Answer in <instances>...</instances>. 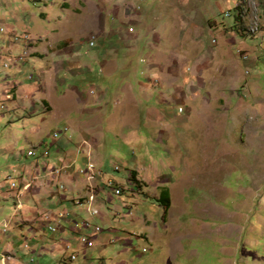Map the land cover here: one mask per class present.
I'll return each mask as SVG.
<instances>
[{
  "label": "rangeland",
  "instance_id": "rangeland-1",
  "mask_svg": "<svg viewBox=\"0 0 264 264\" xmlns=\"http://www.w3.org/2000/svg\"><path fill=\"white\" fill-rule=\"evenodd\" d=\"M48 80L105 89L103 112L56 97L50 112L35 96ZM77 115L70 128L88 137L62 149L96 195L81 205L59 177L67 161L49 174ZM0 173V264H264V0H0ZM71 219L91 226L73 232Z\"/></svg>",
  "mask_w": 264,
  "mask_h": 264
},
{
  "label": "crops",
  "instance_id": "crops-1",
  "mask_svg": "<svg viewBox=\"0 0 264 264\" xmlns=\"http://www.w3.org/2000/svg\"><path fill=\"white\" fill-rule=\"evenodd\" d=\"M34 58V57H33ZM93 62H96L97 63V61H96V59L93 61ZM111 62H115L114 60H106V61H103L102 63H103V65H101V61L100 60H98V63H100V65H101V67H102V69L104 68V69H107L108 67H110V64H111ZM37 64V63H36ZM40 72V71H39ZM79 74V73H78ZM48 76V75H47ZM54 80V79H53ZM146 84V82H140V86H142V84ZM48 85L52 88L51 89V91L50 92H48L47 91V88H48ZM146 85H148V84H146ZM54 88H56V86H54L53 84H52V82H51V80H48L47 82H46V84H45V86L42 88V89H38L35 93H36V97H38V99L40 100V101H43V102H45V103H47L48 104V106L50 107L49 109V111L50 112H52L53 110H54V105L52 104V102H51V100H50V97H56L57 99H59V100H61L62 101V103L63 104H65V103H68V102H71L72 104L73 103H75V101L74 100H77L78 101V104L80 105V99H82V103H84L83 104V110L82 111H84V110H88V109H94V110H97V109H99V110H101L102 109V104H103V102H104V97H105V95H106V90L105 89H101L100 90V94L99 95H97L95 98L94 97H92V95L93 94H97L95 91H93L92 89H90L89 90V92H87V93H84V92H81L80 90H79V87H75V86H68L63 92H59L58 91V93H57V90H59L58 88L57 89H54ZM132 91V90H131ZM133 92V91H132ZM131 92H130V90H127V94H130ZM59 94V95H58ZM69 94H71L72 96H70L71 98H72V100H69L68 98H70V97H68V95ZM127 96V95H126ZM74 99V100H73ZM87 101H93L94 103H95V105H93V106H88L89 104L88 103H86ZM91 107V108H90ZM80 112V107L77 109V112ZM101 112H103L102 110H101ZM34 113H35V109H34ZM110 116V114L109 115H106V117H109ZM129 117H132V115L131 116H129ZM76 119H78V120H80V115H77L75 118H69L68 120H67V126H69L68 128H70V127H72V125H71V123L72 122H74V120H76ZM109 119V118H108ZM107 121V120H106ZM84 122V121H83ZM73 124V123H72ZM103 126V125H102ZM77 127H78V129H77ZM77 127H74V125H73V128H70L69 129V131L71 132V134H70V138H67V140H62V139H60V140H57V138H55L56 140V142H54V143H57V145L58 146H60L61 148V150L64 152V156H62L61 158H59L58 159V161H59V164H61V165H63V161L62 160H64V162H66L67 161V163H69V164H66L69 168L68 169H66V171H64V173H62L61 175H59V177L61 178V177H63V178H67V180L68 181H66L67 182V186L69 185L70 186V189L71 190H75L76 189V192H79L80 194L77 196V198L75 197V198H72V200H73V202L75 203V204H77V205H81V204H84V203H87L88 201H87V199H86V197H87V195H88V189L90 190L91 189V191L93 190V187L91 186V184H89V185H87V183H85V181H79L78 180V176H75V175H72V173L74 172V171H76L77 170V167H75V164H74V166H71V164H73L74 163V159H75V156H76V154H75V152L74 151H67V150H64V149H62V148H68V147H70V146H72L73 144H72V142H74V140L77 138V137H79V138H82L83 139V137H88L87 136V132L88 131H83V130H81L80 129V126H77ZM35 133H37V132H35ZM61 141H62V143H61ZM99 142H100V140H99ZM98 145H99V143H98ZM95 148H96V146L95 147H93L92 145L91 146H89L88 144L85 146V150L88 152V153H91L92 155L94 154V152H95ZM77 151H78V148H77ZM66 154H68V156H66ZM86 155V154H85ZM87 160H88V157H85L84 158V163H85V161L87 162ZM60 167V166H59ZM58 167V168H59ZM73 168V169H72ZM136 168H138V169H141L142 170V168L141 167H136ZM134 169V168H132L133 170H137V169ZM65 169V168H64ZM145 169V168H144ZM142 170V171H144L142 174H143V176L142 177H138L139 179H143V180H146L147 179V174H146V171L145 170ZM136 174V173H135ZM137 175V174H136ZM162 174H160L159 176H161ZM137 176H139V175H137ZM51 179H53L52 177H51ZM138 179V180H139ZM54 180V179H53ZM160 181H161V179H159ZM157 181L158 182V186L157 187H159V186H161V191H160V195L158 196V198L161 196V193H162V191H163V189H165V188H167L168 190H169V188H170V186L167 184L169 181L168 180H166L165 182V184H162L161 185V183H160V181ZM23 182V181H22ZM61 182H63V181H61ZM77 183V187L75 186V185H73V183ZM50 184V183H49ZM94 186H99V183L98 182H96V181H93V183H92ZM67 187H63V189H66ZM37 191H39V188H38V190ZM169 194H170V199H171V205H170V207L168 208V213L170 212V210H171V208H172V205H173V201H172V198H171V192L169 191ZM92 195V194H91ZM65 199V196H63V195H61V197H60V199ZM157 198V199H158ZM80 200V201H79ZM62 202V201H61ZM78 202H80V204L78 203ZM260 202V201H259ZM89 204H90V202H89ZM159 204L162 206V204L159 202ZM264 204H262L261 206H263ZM163 208H164V206H162ZM34 215H37V212H35L34 211ZM66 218V217H65ZM74 220L75 219H71L70 221H69V224H70V229L73 231V232H77L78 230L76 229V227H75V223H74ZM27 221H31V220H29V219H27ZM42 221V220H41ZM83 222H88V221H83ZM18 226H20V224L18 225ZM45 227V225H44V223L42 224L41 222H39V225H38V229L37 230H35L34 228H32V230L31 231H34L35 233H37V234H39V233H41V229H43ZM156 225H154V223L153 222H149L148 223V226H146V228H145V232L142 234V236L143 237H145L146 239H151L152 238V234H154L155 232H156ZM67 230H66V227L65 226H61V232L63 233V232H66ZM79 232V231H78ZM63 237L62 236H60L59 237V242H64V241H66L65 239H62ZM83 241H87L88 243H91V235H88V236H84L83 237V239H82V242ZM62 242V245L64 244ZM42 247V249L41 250H48V247H45V244L43 245H41ZM53 246H56L55 244L53 245ZM53 246H50V248L52 249L53 248ZM92 247V244H89V248H91ZM56 249H58L59 251H62V250H64V246L63 247H60V245L58 246V247H56L55 249H52V250H49V251H56ZM32 251L34 252V251H36V248H32ZM10 252V251H9ZM9 257H10V259H13L14 257L13 256H10L9 255ZM67 261V259L66 258H64V262H66ZM16 263L17 264H23V263H18L17 262V260H16Z\"/></svg>",
  "mask_w": 264,
  "mask_h": 264
},
{
  "label": "built area",
  "instance_id": "built-area-1",
  "mask_svg": "<svg viewBox=\"0 0 264 264\" xmlns=\"http://www.w3.org/2000/svg\"><path fill=\"white\" fill-rule=\"evenodd\" d=\"M16 39H19V36L18 35H16ZM90 45H95V41H91L90 42ZM58 133L57 132H55L54 133V136L55 137H57L58 135H57ZM29 155H34V154H29ZM88 161H90L89 159H88ZM72 166V165H71ZM87 166L89 167V168H87L86 167V169H81L80 170V172L82 173V174H85V175H88V179H90V181H92V180H94L95 179V174L93 173L94 171H95V165L92 163H87ZM55 170H60V168H50V171H49V174H51V172L52 171H55ZM90 170V171H89ZM8 177H11L10 175L8 176ZM116 191V193L117 194H120L121 193V191H120V189H116L115 190ZM95 198H96V195H95V193H94V191L92 192V195H90L89 196V199L87 200V201H90V202H92V201H94L95 200ZM80 203V202H79ZM23 207V204H22V206H21V208ZM98 213V209H94L93 210V215L94 214H97ZM69 214H68V211H65V213H61L60 215H59V217L61 218V219H64L66 216H68ZM74 223H75V227H76V229L77 230H81L80 228H83V227H86V228H88V227H90L91 225H90V221L89 222H82V221H77V220H74ZM53 230L55 229V228H52ZM101 230V227H99V226H96L95 228H94V230H93V232L91 233V234H89V235H91V243H88V244H92V247L95 245V238H96V236L99 234V231ZM7 231V229H4V232H6ZM76 257H75V254H73L72 256H71V259H75Z\"/></svg>",
  "mask_w": 264,
  "mask_h": 264
},
{
  "label": "trees",
  "instance_id": "trees-1",
  "mask_svg": "<svg viewBox=\"0 0 264 264\" xmlns=\"http://www.w3.org/2000/svg\"><path fill=\"white\" fill-rule=\"evenodd\" d=\"M239 7L240 6L235 7V10L239 9ZM240 9H241V7H240ZM240 17H241V15H239V13L235 14L234 18H235L236 22H239L241 20ZM116 169L118 170L120 168L116 167ZM135 172L136 171H132L133 177L136 176ZM110 185H112V183ZM157 200H158V202H160L162 204V206H164V211L167 213L168 208L170 207V204H171L169 190L167 188L163 189L161 196Z\"/></svg>",
  "mask_w": 264,
  "mask_h": 264
},
{
  "label": "bare ground",
  "instance_id": "bare-ground-1",
  "mask_svg": "<svg viewBox=\"0 0 264 264\" xmlns=\"http://www.w3.org/2000/svg\"><path fill=\"white\" fill-rule=\"evenodd\" d=\"M244 1H245V0H244ZM240 2H241V1H240ZM243 3H244V2H243ZM240 7H241V6H240ZM240 7H239V9H240ZM242 7H243V6H242ZM258 27H259V26H258ZM1 30L4 31V28H2ZM5 30H6V29H5ZM253 30H254V32H255L256 29H253ZM257 30H258V29H257ZM4 32H5V31H4ZM26 33H27V32H26ZM37 152H38V151H37ZM29 154H35V150H34V151L31 150V151L29 152ZM63 165H65V164L63 163ZM64 167H65V166H62V165H61V166L59 167L60 170L52 171L50 175L52 176V174H53L54 177H57V175L60 174V173L62 172V170H64ZM53 168H58V167H56V166L54 167V166H53ZM24 173H25V172H24ZM63 173H64V172H63ZM0 174H1V173H0ZM23 175H25V174H23ZM31 175H32V174H31ZM62 175H63V174H62ZM25 176H26V175H25ZM31 177H32V176H31ZM49 177H50V176H49ZM12 178H13V177H12ZM37 178H38V177H37ZM52 178H53V177H52ZM7 179L9 180L10 177H7ZM28 180H29V179H28ZM49 180H50V179H49ZM30 181H31V180H30ZM24 182H25V181H23V183H24ZM50 182H51V181H50ZM14 183H15V182L12 183V189H13V188H16L17 185H18V184L15 183L16 186H13ZM20 183H21V182H20ZM21 185H22V184H21ZM21 185H20V186H21ZM24 185H25V187H24L23 189H25V188L27 187L28 183L25 182ZM62 187H63V185H62ZM17 191H19V190H17ZM79 201H80V200H79ZM83 237H84V236H83ZM86 247H87V246H86Z\"/></svg>",
  "mask_w": 264,
  "mask_h": 264
},
{
  "label": "clouds",
  "instance_id": "clouds-1",
  "mask_svg": "<svg viewBox=\"0 0 264 264\" xmlns=\"http://www.w3.org/2000/svg\"><path fill=\"white\" fill-rule=\"evenodd\" d=\"M242 8V7H241ZM92 46V45H91ZM94 46V45H93ZM33 79V78H32ZM180 110H181V108H180ZM53 137H54V134H53ZM128 176H130V174H128ZM25 180H27V179H25ZM121 194V193H120ZM79 203V202H78ZM80 204V203H79ZM67 217V216H66Z\"/></svg>",
  "mask_w": 264,
  "mask_h": 264
}]
</instances>
